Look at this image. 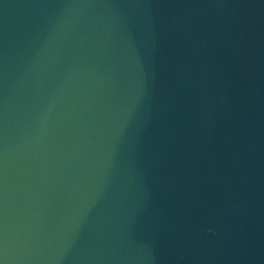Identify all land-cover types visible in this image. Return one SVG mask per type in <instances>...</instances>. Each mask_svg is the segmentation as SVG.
<instances>
[{"label": "water", "instance_id": "95a60500", "mask_svg": "<svg viewBox=\"0 0 264 264\" xmlns=\"http://www.w3.org/2000/svg\"><path fill=\"white\" fill-rule=\"evenodd\" d=\"M0 264H264V0H0Z\"/></svg>", "mask_w": 264, "mask_h": 264}]
</instances>
